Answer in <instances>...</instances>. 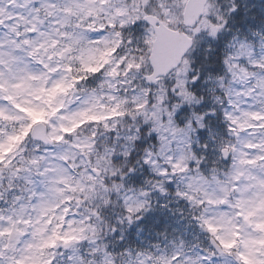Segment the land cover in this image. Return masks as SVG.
<instances>
[{
	"label": "clouds",
	"instance_id": "9594fccd",
	"mask_svg": "<svg viewBox=\"0 0 264 264\" xmlns=\"http://www.w3.org/2000/svg\"><path fill=\"white\" fill-rule=\"evenodd\" d=\"M0 264H264V0H0Z\"/></svg>",
	"mask_w": 264,
	"mask_h": 264
}]
</instances>
